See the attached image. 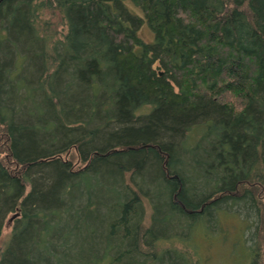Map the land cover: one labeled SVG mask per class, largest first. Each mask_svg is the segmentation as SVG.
<instances>
[{
  "label": "trees",
  "instance_id": "trees-1",
  "mask_svg": "<svg viewBox=\"0 0 264 264\" xmlns=\"http://www.w3.org/2000/svg\"><path fill=\"white\" fill-rule=\"evenodd\" d=\"M262 192L264 0H0V264H264Z\"/></svg>",
  "mask_w": 264,
  "mask_h": 264
},
{
  "label": "rangeland",
  "instance_id": "rangeland-1",
  "mask_svg": "<svg viewBox=\"0 0 264 264\" xmlns=\"http://www.w3.org/2000/svg\"><path fill=\"white\" fill-rule=\"evenodd\" d=\"M140 37L145 42H152L153 37L146 26H143L140 31ZM264 192L261 193V202L264 206ZM11 218L10 216L5 221L2 234L0 236V251L9 239L11 233ZM221 231L217 235L211 236V240L197 238L200 243V253L205 257V264H242V259L245 254V246L242 240H251L253 233V225L250 221L243 222L240 218L225 217L221 223ZM251 243V241L249 242ZM260 244L264 258V227L260 235Z\"/></svg>",
  "mask_w": 264,
  "mask_h": 264
}]
</instances>
